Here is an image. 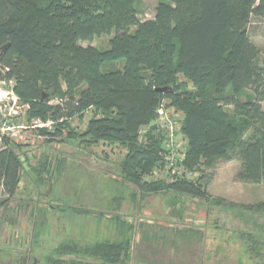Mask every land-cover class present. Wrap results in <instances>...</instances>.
I'll use <instances>...</instances> for the list:
<instances>
[{
	"label": "trees",
	"instance_id": "obj_1",
	"mask_svg": "<svg viewBox=\"0 0 264 264\" xmlns=\"http://www.w3.org/2000/svg\"><path fill=\"white\" fill-rule=\"evenodd\" d=\"M140 2L0 0V48L9 45L0 79L13 84L27 121L51 122L53 131L39 130L49 141L123 148L120 173L134 187L98 184L104 197L94 207L110 216L49 193L47 223H34V247L25 253L39 264H127L134 227L121 218L123 207L135 210L140 197L160 193L172 196L175 212L182 197L208 200L219 160L241 163L240 182H264V63L249 34L253 18L264 20V0H163L150 20L140 18ZM103 35L110 36L106 49L82 44ZM161 106L183 114L178 136L187 141L184 173L171 183L147 179L169 153L165 135L151 127ZM92 109L85 130H75L70 121ZM3 140L0 194L14 197L30 159L24 144ZM60 160L55 185L67 165ZM245 209L263 216L264 201ZM42 232L56 237L49 247ZM239 238V263L264 264V226Z\"/></svg>",
	"mask_w": 264,
	"mask_h": 264
},
{
	"label": "rangeland",
	"instance_id": "obj_2",
	"mask_svg": "<svg viewBox=\"0 0 264 264\" xmlns=\"http://www.w3.org/2000/svg\"><path fill=\"white\" fill-rule=\"evenodd\" d=\"M161 1L163 0H141L138 6L140 18L153 19L156 7ZM249 34L259 50V61L263 64L264 20L253 18L249 25ZM109 39L110 36L103 35L82 44L106 49ZM181 80L184 81L182 77ZM12 88V83L0 79V150L5 148L2 138L10 143L24 144L21 151L28 154L30 162L16 195L10 197L0 194V264H14V261L25 257V264H34L37 261L35 256L29 254L27 257L25 253L34 247V223L43 220L47 223V215L50 214L49 209L52 206L48 200L49 193L54 191L58 197L72 205L79 208L83 206L86 210L94 208L105 211V215L110 216L109 213L106 214L107 208L94 207L97 205L94 202L102 203L104 197L103 193L97 195L94 190L98 184L113 188L115 180L127 192L134 190V187L125 182L120 173L119 163L126 150L107 144L84 148L78 140L68 138L66 141L60 138L49 141L39 130L51 129L52 123L34 126V122H28L27 107L19 103ZM53 104H58V101ZM165 104L168 102L165 101ZM94 113L92 109L86 112L82 120L73 119L70 121L71 126L78 132H83ZM166 117L173 121L172 128L175 127V122L181 126L182 113L168 108ZM155 133L160 134L156 130ZM176 138L180 150L185 151L187 141L184 136L179 135ZM60 159H65L67 165L59 183L55 185ZM217 163L215 178L208 187V200L182 197L179 210L175 212L170 200L172 196L160 193L148 195L144 201H140V197L135 210L129 203L123 207L121 218L134 227V234L131 235L132 255L127 264H242L239 263V257L242 256L240 233L261 231L264 226V215L245 209V206L264 201V182H240L237 176L241 163L237 160H219ZM165 164L147 179H163L171 183L173 174ZM41 168L44 170L41 175L42 183L37 187ZM92 216L89 214V218L93 219ZM52 231L59 235V229ZM52 236L51 232H42L39 241L49 247V242L56 238ZM223 250L227 254H223ZM9 251L17 254H7Z\"/></svg>",
	"mask_w": 264,
	"mask_h": 264
},
{
	"label": "built area",
	"instance_id": "obj_3",
	"mask_svg": "<svg viewBox=\"0 0 264 264\" xmlns=\"http://www.w3.org/2000/svg\"><path fill=\"white\" fill-rule=\"evenodd\" d=\"M166 108L164 106H161L158 111V118L154 122V127L157 133H163L165 135V145L166 149L168 150V155L166 157V164L169 167L167 168L168 171H170L174 176H182L184 173V169L182 167V161L184 159V151L180 150L179 145L177 144V138L178 137V130L180 126L175 122V127L172 128L173 121L168 120V117H166ZM34 126H44L45 124L42 123L39 120H35ZM51 123V122H50ZM152 127V126H151ZM172 129V130H170ZM148 130L145 128L141 132L145 133V131ZM188 177L192 175V173L187 174Z\"/></svg>",
	"mask_w": 264,
	"mask_h": 264
},
{
	"label": "water",
	"instance_id": "obj_4",
	"mask_svg": "<svg viewBox=\"0 0 264 264\" xmlns=\"http://www.w3.org/2000/svg\"><path fill=\"white\" fill-rule=\"evenodd\" d=\"M8 47H9V45L7 44V45L2 46L0 48V75H2L4 72V66L2 65L1 61H2V58H3L6 50L8 49ZM159 92H163V90H159Z\"/></svg>",
	"mask_w": 264,
	"mask_h": 264
}]
</instances>
